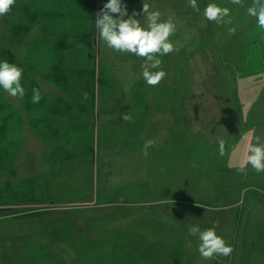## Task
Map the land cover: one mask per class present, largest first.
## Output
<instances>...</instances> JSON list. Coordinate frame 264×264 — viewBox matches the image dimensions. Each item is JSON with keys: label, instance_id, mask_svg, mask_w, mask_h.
Listing matches in <instances>:
<instances>
[{"label": "rangeland", "instance_id": "rangeland-1", "mask_svg": "<svg viewBox=\"0 0 264 264\" xmlns=\"http://www.w3.org/2000/svg\"><path fill=\"white\" fill-rule=\"evenodd\" d=\"M107 2L16 0L0 16V62L23 69L26 91L0 88V264H264V172L238 171L247 144L264 142L252 0H197L199 12L188 0H122L142 26L144 3L177 24L179 51L158 57L167 75L155 87L143 58L99 40ZM209 3L228 7L231 24L208 21ZM216 221L234 251L205 260L189 228Z\"/></svg>", "mask_w": 264, "mask_h": 264}, {"label": "clouds", "instance_id": "clouds-1", "mask_svg": "<svg viewBox=\"0 0 264 264\" xmlns=\"http://www.w3.org/2000/svg\"><path fill=\"white\" fill-rule=\"evenodd\" d=\"M16 0H0V16L7 15L11 12ZM234 5L243 4V0H231ZM189 6L196 12L200 11L197 0H188ZM142 14L146 17V27L142 26L140 20L136 19L141 13L133 12L128 15L127 7L122 0H108L103 5L100 13L95 19V28L98 30L99 40L102 41L109 49L121 54H133L143 58L141 64L142 77L149 86H158L167 73L160 69L162 57L173 52L179 51L170 37L177 32V24L171 17L167 20H161L159 11H150V5L143 4ZM247 14L254 17L257 26L264 30V0H252L251 6L247 8ZM203 16L210 22L216 24H231L230 9L222 7L215 3L206 5ZM127 17V18H125ZM234 34L235 29H229ZM23 69L16 64H10L7 60L0 62V88H2L11 97L23 99L26 95L25 88L22 86ZM89 94L82 92L81 103L88 100ZM42 99L41 92L38 88L32 89V103H39ZM124 122H132L133 117L128 113H122ZM154 140H147L142 148V155H148V149L154 145ZM219 143L220 156L225 155V142L221 139ZM251 167L257 172H264V142L260 137H254V140L247 144L243 162L240 164L238 171L247 175V167ZM199 206V205H198ZM219 221L214 222L213 227L201 230L198 226H191L189 234L197 236L200 243L198 251L200 256L205 260L214 257H229L234 248L229 245L216 232Z\"/></svg>", "mask_w": 264, "mask_h": 264}, {"label": "crops", "instance_id": "crops-1", "mask_svg": "<svg viewBox=\"0 0 264 264\" xmlns=\"http://www.w3.org/2000/svg\"><path fill=\"white\" fill-rule=\"evenodd\" d=\"M262 244H264V242H263ZM256 250H257V249H256ZM261 250H264V247H263V248H261ZM236 262H237V260H236Z\"/></svg>", "mask_w": 264, "mask_h": 264}]
</instances>
